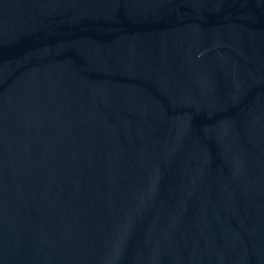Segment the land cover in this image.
Here are the masks:
<instances>
[{"label":"water","instance_id":"1","mask_svg":"<svg viewBox=\"0 0 264 264\" xmlns=\"http://www.w3.org/2000/svg\"><path fill=\"white\" fill-rule=\"evenodd\" d=\"M0 264H264V0H60L3 43Z\"/></svg>","mask_w":264,"mask_h":264}]
</instances>
